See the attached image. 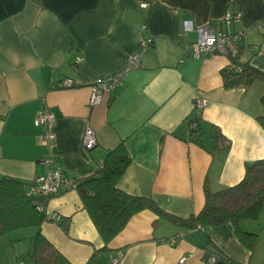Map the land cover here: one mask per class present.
<instances>
[{"label": "crops", "instance_id": "crops-1", "mask_svg": "<svg viewBox=\"0 0 264 264\" xmlns=\"http://www.w3.org/2000/svg\"><path fill=\"white\" fill-rule=\"evenodd\" d=\"M228 13L242 18L227 25ZM187 20L243 32L240 60L264 73V0H0V179L28 184L54 167L85 179L123 143L131 164L118 187L176 218L203 210L206 183L212 192L238 185L246 166L264 159L257 120L264 114V82L226 90L222 71L230 60L193 58L198 35L184 32ZM136 53L141 67L90 108L91 86L121 71ZM65 79L75 87L63 88ZM198 99L207 106L196 107ZM45 109L55 116L49 128L35 125ZM199 119L202 135L190 127ZM88 125L97 136L90 151L83 146ZM211 125L231 142L229 151L214 149ZM47 133L49 141L42 139ZM44 205L48 219L60 221L45 222L42 234L72 264H86L104 247L78 191L62 189ZM66 219L68 232L60 225ZM240 228L257 234L252 249L231 223L185 229L144 210L109 244V258L121 253L118 264H180L183 258V264H264V208Z\"/></svg>", "mask_w": 264, "mask_h": 264}, {"label": "trees", "instance_id": "trees-1", "mask_svg": "<svg viewBox=\"0 0 264 264\" xmlns=\"http://www.w3.org/2000/svg\"><path fill=\"white\" fill-rule=\"evenodd\" d=\"M229 60L230 64L222 71L226 90L248 86L257 79L264 82V73L243 63L239 56ZM261 104L264 110V95ZM257 120L264 129V114ZM200 123L199 119L194 122L197 124L196 128L192 129V125L190 127L192 132L202 135ZM210 135L215 150H230L231 142L219 127L211 125ZM130 164L131 158L125 145L121 143L108 152L104 165L97 174L79 180L77 191L84 209L104 242V247L96 249L86 264H113L109 258L112 253L109 244L122 233L134 216L144 210H151L185 229L203 231L208 227L231 223L244 245L250 249L255 246L257 234L242 231L240 222L258 219L264 208V159L248 164L244 179L236 186L212 192L206 183V202L203 210L187 219L166 213L150 198L135 197L122 191L118 184ZM31 184L11 177L0 179V238L19 229L34 228L37 232L33 237L34 264H72L42 234L43 224L54 221L48 219L44 213V204L40 205L31 200L27 192ZM70 223V219L61 222L65 232L69 231ZM0 264H3L1 251Z\"/></svg>", "mask_w": 264, "mask_h": 264}, {"label": "built area", "instance_id": "built-area-1", "mask_svg": "<svg viewBox=\"0 0 264 264\" xmlns=\"http://www.w3.org/2000/svg\"><path fill=\"white\" fill-rule=\"evenodd\" d=\"M242 16L239 13H228L224 18V23L230 25L232 23L239 22ZM183 30L186 33L196 32L198 35L197 41L193 44L190 55L196 59H202L214 56H224L228 59L240 57V52L245 41V35L243 32L225 33L222 30H217L213 26L206 25L203 27H196L194 24L187 20L184 22ZM152 42H146L144 47L149 46ZM142 55L136 53L128 57L125 67L114 74L99 78L94 85L91 86V95L89 100V107L95 108L102 105L106 96L119 89L126 80L127 75L141 67ZM234 67V66H232ZM236 68V67H235ZM240 70V67H238ZM237 69V70H238ZM63 88H72L75 86L71 79H65L63 81ZM207 106V100L198 99L196 101V107L202 109ZM55 122L54 114L49 110H43L35 119V125L38 127L49 128ZM197 124H193L192 128H196ZM42 139L49 141L51 139L50 134H45ZM83 146L87 151L93 150L97 146L96 131L87 126L83 135ZM45 164L51 166L52 160L46 159ZM79 187V180L65 177L62 170L58 167L51 168L47 174L35 178L29 187L28 194L32 195H44L47 198L57 196L62 189L67 191H77ZM54 222H59L60 218L56 215L51 217ZM175 244V241H171ZM122 258V254H118L117 257L112 258L113 264H118ZM216 260V257L213 258ZM186 261L185 258L180 260V264ZM25 264V263H20Z\"/></svg>", "mask_w": 264, "mask_h": 264}, {"label": "rangeland", "instance_id": "rangeland-1", "mask_svg": "<svg viewBox=\"0 0 264 264\" xmlns=\"http://www.w3.org/2000/svg\"><path fill=\"white\" fill-rule=\"evenodd\" d=\"M34 228L19 229L0 238L3 264H34L32 258ZM17 255V256H16ZM24 256V259H22Z\"/></svg>", "mask_w": 264, "mask_h": 264}, {"label": "water", "instance_id": "water-1", "mask_svg": "<svg viewBox=\"0 0 264 264\" xmlns=\"http://www.w3.org/2000/svg\"><path fill=\"white\" fill-rule=\"evenodd\" d=\"M27 192H29V189H27ZM31 200L33 202H36V203L40 204V205H43L47 201V197L44 196V195H32L31 196ZM198 237L200 238L201 241H203V242L206 241V237H205V235L203 233H200L198 235Z\"/></svg>", "mask_w": 264, "mask_h": 264}]
</instances>
